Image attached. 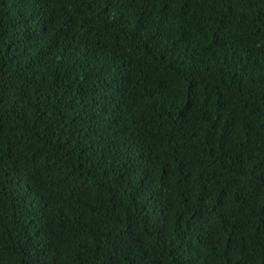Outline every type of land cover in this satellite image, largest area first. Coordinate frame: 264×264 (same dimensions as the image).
I'll return each instance as SVG.
<instances>
[{
  "label": "trees",
  "instance_id": "trees-1",
  "mask_svg": "<svg viewBox=\"0 0 264 264\" xmlns=\"http://www.w3.org/2000/svg\"><path fill=\"white\" fill-rule=\"evenodd\" d=\"M0 264H264V0H0Z\"/></svg>",
  "mask_w": 264,
  "mask_h": 264
}]
</instances>
